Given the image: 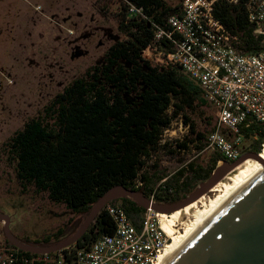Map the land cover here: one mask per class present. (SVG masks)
Listing matches in <instances>:
<instances>
[{
    "label": "trees",
    "instance_id": "trees-1",
    "mask_svg": "<svg viewBox=\"0 0 264 264\" xmlns=\"http://www.w3.org/2000/svg\"><path fill=\"white\" fill-rule=\"evenodd\" d=\"M121 1L118 27L124 38L113 42L100 63L68 83L41 115L26 121L6 143L20 185L46 193L52 202L63 204L74 214L87 213L116 185L141 191L148 198L153 195L157 203H173L194 191L217 164V157L208 168L190 160L167 176L152 171L157 164H147L152 153L167 146L160 143L162 132L178 115L190 130L182 141H175V148L185 150L192 145L202 150L207 135L194 128L186 113L196 105L208 104L178 67L142 57L156 26L168 28L167 18L178 11L181 0L174 6L164 0ZM245 4L246 0H218L213 16L237 39L242 53L253 54L264 50V41L253 35ZM129 6L139 8L140 13L130 12ZM242 131L250 141V150L259 153L264 141L261 125ZM220 158L224 159L219 154ZM116 200L138 227L145 208L127 197ZM114 229L113 220L102 209L75 243L88 246ZM50 240L45 237L33 243L44 245ZM4 242L16 248L6 238Z\"/></svg>",
    "mask_w": 264,
    "mask_h": 264
},
{
    "label": "rangeland",
    "instance_id": "rangeland-1",
    "mask_svg": "<svg viewBox=\"0 0 264 264\" xmlns=\"http://www.w3.org/2000/svg\"><path fill=\"white\" fill-rule=\"evenodd\" d=\"M164 1L174 6L180 0ZM121 4V0H0V213L8 216L9 230L19 240L38 246L43 244L34 241L45 237L51 238L49 244L63 241L79 229L90 211L74 214L46 193L20 185L6 143L26 121L41 115L68 83L100 63L113 42L124 38L118 27ZM76 49L83 54L75 57ZM186 115L206 135L216 127L209 105H196ZM189 130L178 115L162 132L160 143L167 146L152 153L147 162L157 164L152 169L155 174L172 175L190 160L204 168L212 165L214 157L216 166L225 161L206 147V141L199 151L192 145L176 149L175 141H182ZM249 144L244 140L237 147L242 154L253 152ZM3 226L2 220L0 248L5 246Z\"/></svg>",
    "mask_w": 264,
    "mask_h": 264
},
{
    "label": "built area",
    "instance_id": "built-area-1",
    "mask_svg": "<svg viewBox=\"0 0 264 264\" xmlns=\"http://www.w3.org/2000/svg\"><path fill=\"white\" fill-rule=\"evenodd\" d=\"M217 1L181 0L178 11L167 18L168 28L156 26L142 52L149 61L178 67L200 89L215 114L216 127L207 134L206 147L234 161L242 154L237 146L249 141L242 129L260 124L264 130V50L245 54L237 48V39L213 16ZM245 7L253 35L264 41V0H246ZM129 11L140 13L134 6ZM150 199L154 201L153 195ZM103 209L115 224L112 234L101 235L88 246L73 243L31 255L5 243L0 264H154L169 240L158 213L145 209L137 227L119 200Z\"/></svg>",
    "mask_w": 264,
    "mask_h": 264
},
{
    "label": "water",
    "instance_id": "water-1",
    "mask_svg": "<svg viewBox=\"0 0 264 264\" xmlns=\"http://www.w3.org/2000/svg\"><path fill=\"white\" fill-rule=\"evenodd\" d=\"M81 54L82 51L77 50L74 56L79 57ZM248 157L264 165L258 152H245L232 162L225 160L189 196L172 204L157 203L141 191L123 185L110 187L94 203L79 229L69 238L55 244L38 246L22 242L10 232L8 216L0 213L4 236L10 244L27 252H53L77 242L111 200L127 197L145 209L171 213L200 197L230 169ZM167 264H264V171L227 202Z\"/></svg>",
    "mask_w": 264,
    "mask_h": 264
},
{
    "label": "bare ground",
    "instance_id": "bare-ground-1",
    "mask_svg": "<svg viewBox=\"0 0 264 264\" xmlns=\"http://www.w3.org/2000/svg\"><path fill=\"white\" fill-rule=\"evenodd\" d=\"M259 157L264 161V142ZM262 171L264 165L248 157L230 169L197 199L169 214L158 213L161 227L169 240L154 264H167L227 202Z\"/></svg>",
    "mask_w": 264,
    "mask_h": 264
},
{
    "label": "flooded vegetation",
    "instance_id": "flooded-vegetation-1",
    "mask_svg": "<svg viewBox=\"0 0 264 264\" xmlns=\"http://www.w3.org/2000/svg\"><path fill=\"white\" fill-rule=\"evenodd\" d=\"M108 48H109V47H108ZM77 50H79V49H76L75 52H76ZM82 54H83V53H82ZM82 54H81V55H82ZM102 60H103V58L101 59V61H102Z\"/></svg>",
    "mask_w": 264,
    "mask_h": 264
}]
</instances>
